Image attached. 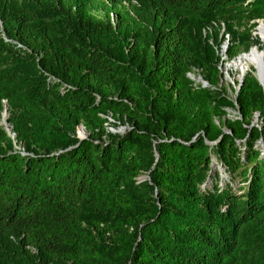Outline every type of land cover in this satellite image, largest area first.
Segmentation results:
<instances>
[{
	"label": "trees",
	"instance_id": "obj_1",
	"mask_svg": "<svg viewBox=\"0 0 264 264\" xmlns=\"http://www.w3.org/2000/svg\"><path fill=\"white\" fill-rule=\"evenodd\" d=\"M258 20L264 0H0V264H264V88L221 70Z\"/></svg>",
	"mask_w": 264,
	"mask_h": 264
},
{
	"label": "rangeland",
	"instance_id": "obj_2",
	"mask_svg": "<svg viewBox=\"0 0 264 264\" xmlns=\"http://www.w3.org/2000/svg\"><path fill=\"white\" fill-rule=\"evenodd\" d=\"M262 21H264V20H258V23H257V25L259 24V22H262ZM257 25H256V27H257ZM253 35L258 39L257 41H258V44H256V45H253L255 48H257L258 49V51L256 52V53H254V52H252V51H250V52H246V53H252V54H255V55H259V63H260V59H261V64H260V68H261V71H262V76H263V82H264V45H263V43H262V39H261V37L259 36V34L256 32V30H255V32H253ZM227 43H228V40L226 39L225 40V42H224V44H223V51L226 49V46H227ZM253 46H252V48H253ZM261 50V54L260 53H258L259 51ZM242 54V53H241ZM240 54V55H241ZM245 54V53H244ZM225 59H226V56L225 55H223V61H222V63H221V70H222V72H223V74H224V76H223V83L225 84V86L227 87V90H228V93L229 94H232V91L230 90V87H232V88H236V85H237V82H238V80H239V78H240V76H241V70L240 69H237V68H235V66H233V64H232V61L234 60H230V61H225ZM247 71H252L253 72V74L254 75H256V72H257V69H255V67H254V65H252V64H248L247 66H246V69L243 71L244 73H243V75L247 72ZM191 78H193V76L192 75H189ZM196 81H198V79H195ZM235 91V90H234ZM234 94V93H233ZM228 114L229 115H233V111H230V112H228ZM110 120H111V118H109ZM112 121V120H111ZM257 124H258V115L256 114L255 116H254V118H253V121H252V125H254V126H257ZM125 127V125H120V124H117V128H113V127H111V130H114V131H123V130H121L122 128L121 127ZM81 130V128H80V126H78L77 127V132L79 133V134H81L82 133V131L81 132H79ZM225 132H228L227 130H225ZM84 135H86V131L84 130ZM263 143V142H262ZM259 145L260 146H262V144H261V141L259 140ZM263 147V146H262ZM261 152L264 154V148L263 149H261ZM217 169H218V171H220L221 172V177L222 178H226L227 177V175H225V174H223V172H222V168H220L219 166H217Z\"/></svg>",
	"mask_w": 264,
	"mask_h": 264
},
{
	"label": "bare ground",
	"instance_id": "obj_3",
	"mask_svg": "<svg viewBox=\"0 0 264 264\" xmlns=\"http://www.w3.org/2000/svg\"><path fill=\"white\" fill-rule=\"evenodd\" d=\"M256 32L261 37L262 43L264 45V21L260 22L257 25ZM250 51H252V50L250 49L248 52H250ZM258 53L261 54V50ZM232 64H233V66H235V68L240 69L241 72H243L246 69V66L248 64L254 65L255 69H257L256 74L258 75L260 81L264 85L262 71H261V68H260L261 59H260V63H259V55H255V54H252V53L241 54V55L237 56V58H235L232 61ZM2 115H3V121L5 122L6 121V118H7V112L4 111L2 113ZM81 131H82L81 134H83L84 133L83 129H81L79 132H81Z\"/></svg>",
	"mask_w": 264,
	"mask_h": 264
},
{
	"label": "water",
	"instance_id": "obj_4",
	"mask_svg": "<svg viewBox=\"0 0 264 264\" xmlns=\"http://www.w3.org/2000/svg\"><path fill=\"white\" fill-rule=\"evenodd\" d=\"M260 23V22H259ZM254 47V46H253ZM252 48V47H251ZM250 48V49H251ZM249 49V50H250ZM243 73L244 72H241V76H240V78H239V80H238V82H237V85H236V88H235V91H234V97L236 98V95H237V91H238V89H239V87H240V85H241V83H242V77H243ZM255 77L257 78V80H258V82L263 86V88H264V85L262 84V82L260 81V79H259V77H258V75L256 74L255 75ZM202 83H203V85H205L206 83H205V81H202ZM6 104L4 105V110H3V112L4 111H6ZM2 112V113H3ZM7 112V111H6ZM2 118H3V115H2ZM80 127H81V129H83V131L85 130V128H84V126H82V125H80ZM122 129L121 130H124V126L123 127H121ZM5 129H6V131L9 133L10 132V128H9V125H6L5 126ZM12 136H13V133H12ZM86 135H84V133L83 134H79L78 132H77V137L79 138V139H83L84 137H85ZM260 141H261V144H262V146H263V148H264V145H263V143H262V140L260 139ZM208 143H211V142H208Z\"/></svg>",
	"mask_w": 264,
	"mask_h": 264
},
{
	"label": "built area",
	"instance_id": "obj_5",
	"mask_svg": "<svg viewBox=\"0 0 264 264\" xmlns=\"http://www.w3.org/2000/svg\"><path fill=\"white\" fill-rule=\"evenodd\" d=\"M20 153L22 154L23 152H22V151H20Z\"/></svg>",
	"mask_w": 264,
	"mask_h": 264
}]
</instances>
